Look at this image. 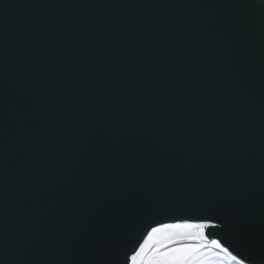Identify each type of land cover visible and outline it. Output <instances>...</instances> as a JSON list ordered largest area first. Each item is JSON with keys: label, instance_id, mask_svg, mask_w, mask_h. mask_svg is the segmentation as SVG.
Listing matches in <instances>:
<instances>
[{"label": "water", "instance_id": "water-1", "mask_svg": "<svg viewBox=\"0 0 264 264\" xmlns=\"http://www.w3.org/2000/svg\"><path fill=\"white\" fill-rule=\"evenodd\" d=\"M183 220L264 264V0H0V264Z\"/></svg>", "mask_w": 264, "mask_h": 264}, {"label": "snow or ice", "instance_id": "snow-or-ice-1", "mask_svg": "<svg viewBox=\"0 0 264 264\" xmlns=\"http://www.w3.org/2000/svg\"><path fill=\"white\" fill-rule=\"evenodd\" d=\"M200 225H209L200 229ZM220 227L208 220H183L152 227L139 249L129 257V264H225L210 255L211 249L223 248L219 241L208 239L209 228ZM238 258V257H237ZM245 264L246 258H238Z\"/></svg>", "mask_w": 264, "mask_h": 264}, {"label": "rangeland", "instance_id": "rangeland-1", "mask_svg": "<svg viewBox=\"0 0 264 264\" xmlns=\"http://www.w3.org/2000/svg\"><path fill=\"white\" fill-rule=\"evenodd\" d=\"M207 225H200L199 228L203 229L206 228ZM216 241H212L214 244ZM210 255H212L214 258L218 259L219 261H225V264H239L232 256L228 254V252L223 249H211Z\"/></svg>", "mask_w": 264, "mask_h": 264}, {"label": "bare ground", "instance_id": "bare-ground-1", "mask_svg": "<svg viewBox=\"0 0 264 264\" xmlns=\"http://www.w3.org/2000/svg\"><path fill=\"white\" fill-rule=\"evenodd\" d=\"M207 227V226H206ZM228 254L230 255V256H232L229 252H228ZM236 261H238L239 263H241V264H244L243 262H241V261H239L237 258H235L234 256H232Z\"/></svg>", "mask_w": 264, "mask_h": 264}, {"label": "crops", "instance_id": "crops-1", "mask_svg": "<svg viewBox=\"0 0 264 264\" xmlns=\"http://www.w3.org/2000/svg\"><path fill=\"white\" fill-rule=\"evenodd\" d=\"M238 262V261H237ZM239 263V262H238ZM239 264H241V263H239Z\"/></svg>", "mask_w": 264, "mask_h": 264}]
</instances>
